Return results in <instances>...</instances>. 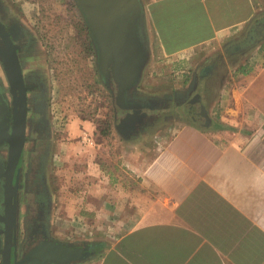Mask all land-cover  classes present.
I'll return each mask as SVG.
<instances>
[{"label": "crops", "instance_id": "crops-1", "mask_svg": "<svg viewBox=\"0 0 264 264\" xmlns=\"http://www.w3.org/2000/svg\"><path fill=\"white\" fill-rule=\"evenodd\" d=\"M30 1L14 0L21 10ZM139 1L148 49L142 79L182 112L129 124L124 134L113 121L107 136L88 120L79 131L71 125L54 159L76 187L64 229L49 238L86 243L92 256L80 264H264V32H255L264 0ZM6 6L0 0L4 26L1 17L16 18ZM14 22L22 32L15 44L28 42L34 55L38 40L25 41ZM18 55L44 78L35 56ZM8 91L0 64V95L10 100ZM82 132L94 146L82 143ZM53 200L50 219L63 218Z\"/></svg>", "mask_w": 264, "mask_h": 264}, {"label": "rangeland", "instance_id": "rangeland-1", "mask_svg": "<svg viewBox=\"0 0 264 264\" xmlns=\"http://www.w3.org/2000/svg\"><path fill=\"white\" fill-rule=\"evenodd\" d=\"M1 1L3 6L7 5V11L12 7V13L16 15V18H13L24 27L27 35H34L38 40L39 50L33 55L29 46L28 56L30 54L32 57L35 56L41 63V65L36 64L35 66L43 72L42 75L48 81L47 95L44 98L42 96L44 107H41L40 118L49 123V126L46 125V129L40 134L32 133L31 136L46 138L49 135L51 137V146L47 138L45 145L46 152L51 151L52 165L49 168L47 166L45 174L49 175L47 181L52 194L46 187L51 207L55 198L56 203L62 206L60 212L63 217L56 218L57 215L51 219L49 217L51 220L50 233L52 234L54 232L52 229L55 227L64 229L65 226L60 225V220H65L64 217L67 216L65 207L70 204L72 197L69 193L73 187H76L74 180L67 182L65 179V163L55 162L54 154L58 150L56 141L67 136L66 130L71 125H74L73 127L79 131L83 126L82 121L88 120L93 124L97 121H114L113 99L96 65H101L105 61V48L108 47L112 36L118 30L122 19L119 18L118 10H114L111 14L114 15L112 19H108L102 13L83 18L73 0H31L29 2L30 9L26 10L19 9L17 1V3L14 0ZM81 24H84L87 29L94 53L89 52L84 45H81L84 39ZM26 37L28 39V36ZM70 39H77L78 44L74 45ZM116 58L121 69L118 79L123 85L116 96L117 104L127 110L141 111L139 114H129L127 122L135 123L140 128L145 124L155 123L159 118L163 119L167 113L166 110L173 106L174 97L169 93L155 89L152 85L150 88L149 85H145L142 79V72L148 60L147 38L143 32L142 22L135 21L126 28L117 48ZM183 106V110L186 112L189 105L183 103ZM172 109L170 110L173 115H180L182 112L179 107ZM112 131L118 139L116 131ZM97 138L101 139L100 136ZM108 146L110 147V145L106 147ZM110 148L112 151V146ZM23 158L24 160L27 158V153ZM73 170L74 175L80 172L79 165L75 164ZM38 174H35V180L40 179ZM53 211L54 208L51 209V212ZM44 214L43 218L47 217L46 209ZM32 217L33 215L30 219ZM29 226L30 236L35 235L39 230L37 220H30ZM42 229H44L42 231L44 236L46 235V225H42ZM65 239H69L68 243L72 241L70 237H65ZM71 243L72 245L82 244L74 241Z\"/></svg>", "mask_w": 264, "mask_h": 264}, {"label": "water", "instance_id": "water-1", "mask_svg": "<svg viewBox=\"0 0 264 264\" xmlns=\"http://www.w3.org/2000/svg\"><path fill=\"white\" fill-rule=\"evenodd\" d=\"M82 17L95 16L98 13L112 19L114 10L120 12V26L109 45L105 48V61L96 65L105 86L113 99L114 121L124 134L128 125L130 114H139L136 109H124L117 104L116 96L122 88L120 79V63L116 55L117 48L126 28L135 21L142 20V6L139 0H73ZM109 15V16H107ZM97 18V17H96ZM19 32V33H18ZM22 36L18 25L14 24L8 29L0 22V64L6 76L9 88L11 115L0 122V144L8 145L7 164L4 169L0 164V178H3V213L0 215V255L1 264H80L92 256L91 249L87 245L76 247L70 244L58 242L46 236L44 239L29 243L18 259V227H19V189L20 170L17 165L26 141L27 118V91L30 87L24 83L21 64L19 61L20 46L15 42ZM108 49V54H107ZM147 63V62H146Z\"/></svg>", "mask_w": 264, "mask_h": 264}, {"label": "flooded vegetation", "instance_id": "flooded-vegetation-1", "mask_svg": "<svg viewBox=\"0 0 264 264\" xmlns=\"http://www.w3.org/2000/svg\"><path fill=\"white\" fill-rule=\"evenodd\" d=\"M6 27L12 26L14 18L10 16L1 17ZM257 35L263 34L264 32V22L259 23L255 26ZM24 35V40L26 36ZM23 40V39H22ZM23 40V41H24ZM25 41H29L26 39ZM20 43V42H19ZM22 46V51L20 50V56L22 61L26 58L29 50V43L26 42V46ZM24 83L30 87V90L27 91V118H26V141L23 147V151L20 156L19 163L17 168L20 170V179L19 183L21 188L19 189L18 201H19V227L17 233L18 241V259L21 257L22 252L25 250L26 246L38 239H44L46 236L50 237V197L46 187V165L48 162L49 153L46 152L44 137H32L31 134H40L41 131L46 129V121L43 118H40L41 107H44L42 102L43 98L47 95L48 90V81L45 78H42L36 72H34L28 64L23 62L21 64ZM4 94V95H3ZM0 95V122L4 121L8 117V114L11 115V108L8 107L9 96L6 92H3ZM162 119V118H161ZM160 118L156 121L161 120ZM148 125V124H145ZM143 125V126H145ZM142 127V126H140ZM49 136V135H48ZM28 146V148H26ZM38 149V151H37ZM27 153V158L24 160L23 156ZM7 155H8V145L3 143L0 144V164L5 169L7 164ZM44 172V174H43ZM39 173L38 176L40 179L35 180V174ZM3 178H0V215L3 213V203H2V193H3ZM45 209L48 211L47 217L45 215ZM33 215L32 219L31 216ZM30 220H37L39 230L35 235L30 236ZM42 225H46V235H42ZM2 224H0V229ZM2 238V234L0 235ZM75 244V243H73ZM74 246L80 247L81 245L75 244ZM13 254H11V264H13ZM0 264H1V255H0Z\"/></svg>", "mask_w": 264, "mask_h": 264}, {"label": "trees", "instance_id": "trees-1", "mask_svg": "<svg viewBox=\"0 0 264 264\" xmlns=\"http://www.w3.org/2000/svg\"><path fill=\"white\" fill-rule=\"evenodd\" d=\"M81 31L84 34V39H83V42L81 43V45H84L89 50V52L94 53L92 46H91V42H90L89 37H88L87 29L85 28L84 24H81ZM70 42H74V45L78 44L77 39H74V40L70 39ZM69 46L71 47L72 45H69ZM112 122H113L112 120H110L108 122L97 121L96 124L98 125V134L102 135V136H107L108 134H110L111 128L113 125Z\"/></svg>", "mask_w": 264, "mask_h": 264}, {"label": "built area", "instance_id": "built-area-1", "mask_svg": "<svg viewBox=\"0 0 264 264\" xmlns=\"http://www.w3.org/2000/svg\"><path fill=\"white\" fill-rule=\"evenodd\" d=\"M80 139H81L83 144H85L87 146H94L93 137L90 134H88L87 132H82Z\"/></svg>", "mask_w": 264, "mask_h": 264}]
</instances>
